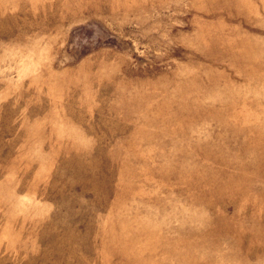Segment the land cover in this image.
Here are the masks:
<instances>
[{
	"label": "rangeland",
	"instance_id": "1",
	"mask_svg": "<svg viewBox=\"0 0 264 264\" xmlns=\"http://www.w3.org/2000/svg\"><path fill=\"white\" fill-rule=\"evenodd\" d=\"M0 264H264V0H0Z\"/></svg>",
	"mask_w": 264,
	"mask_h": 264
}]
</instances>
